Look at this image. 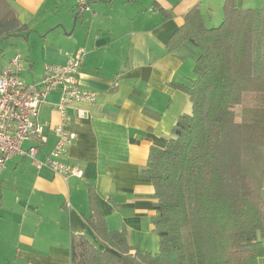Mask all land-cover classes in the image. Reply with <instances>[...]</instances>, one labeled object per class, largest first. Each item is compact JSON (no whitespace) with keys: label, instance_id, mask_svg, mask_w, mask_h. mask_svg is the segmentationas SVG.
Returning <instances> with one entry per match:
<instances>
[{"label":"crops","instance_id":"1","mask_svg":"<svg viewBox=\"0 0 264 264\" xmlns=\"http://www.w3.org/2000/svg\"><path fill=\"white\" fill-rule=\"evenodd\" d=\"M77 2L9 0L27 31L10 37L0 70L21 57L28 61L22 80L32 83L42 78L46 63L66 64L83 49L79 81L98 98L81 106V117L69 111L68 129L77 138L66 161L80 165L83 178L39 170L24 155L14 156L0 173V264L81 262L84 240L103 250L90 226L94 211L142 254L160 251L151 221L154 187L142 173L151 148L165 147L180 116L192 112L183 87L195 81L198 58L193 45L171 50L169 40L195 7L212 28L215 10L224 16V0H92L80 15ZM236 2L243 10L264 9V0ZM59 97L52 93L41 107L40 123L51 128L45 129L39 160L57 143ZM33 144L25 142L23 149Z\"/></svg>","mask_w":264,"mask_h":264},{"label":"trees","instance_id":"2","mask_svg":"<svg viewBox=\"0 0 264 264\" xmlns=\"http://www.w3.org/2000/svg\"><path fill=\"white\" fill-rule=\"evenodd\" d=\"M223 12L222 23L207 28L193 8L169 40L171 50L193 45L198 58L195 81L183 87L192 112L180 116L165 147L151 148L142 173L154 187L160 251L142 254L94 211L90 226L104 249L84 240L82 261L72 264H258L264 257V9L224 0ZM26 31L9 0H0V39Z\"/></svg>","mask_w":264,"mask_h":264},{"label":"built area","instance_id":"3","mask_svg":"<svg viewBox=\"0 0 264 264\" xmlns=\"http://www.w3.org/2000/svg\"><path fill=\"white\" fill-rule=\"evenodd\" d=\"M91 1L78 0L75 12L80 15L88 11ZM84 56L85 51L81 49L66 64L46 63L42 78L32 83L22 80L25 65L21 57L13 58L0 70V173L14 156L24 155L32 159L39 170L47 168L66 177L83 178L81 166L67 162L66 158L77 138L76 133L68 129L69 111L81 117L85 112L81 106L94 105L98 98L96 92L86 89L79 81ZM54 92L60 95L56 107L61 122L53 129L57 143L39 160V146L47 139L45 129L51 128V123H40L41 107ZM25 142L34 144L24 150Z\"/></svg>","mask_w":264,"mask_h":264},{"label":"rangeland","instance_id":"4","mask_svg":"<svg viewBox=\"0 0 264 264\" xmlns=\"http://www.w3.org/2000/svg\"><path fill=\"white\" fill-rule=\"evenodd\" d=\"M221 8H222V6H221ZM217 14H220V16L217 15ZM223 17L224 16H222V12L221 11L220 12L219 11L217 12L215 10V14L212 16V18H213L212 19V22L215 23V24H212L210 27H218L222 23ZM10 45H11V39H10V37L9 38H5V40L4 39H2V40L0 39V60H3L5 58H8V54L6 53V49H8L9 48L8 46H10ZM4 48H5V52H3ZM23 61H24V65L26 66L27 63H28V61L25 60V59H23ZM25 79L27 81H30L31 80L27 76H26ZM239 115H240V113H239ZM263 212H264V208H263ZM263 226H264V221H263Z\"/></svg>","mask_w":264,"mask_h":264},{"label":"water","instance_id":"5","mask_svg":"<svg viewBox=\"0 0 264 264\" xmlns=\"http://www.w3.org/2000/svg\"><path fill=\"white\" fill-rule=\"evenodd\" d=\"M104 43V42H103Z\"/></svg>","mask_w":264,"mask_h":264}]
</instances>
